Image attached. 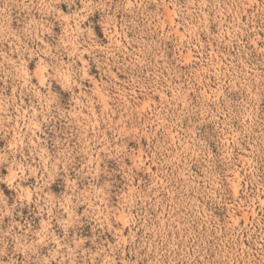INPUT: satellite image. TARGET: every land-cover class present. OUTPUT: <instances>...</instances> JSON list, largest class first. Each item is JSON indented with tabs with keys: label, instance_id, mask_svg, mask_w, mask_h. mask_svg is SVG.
<instances>
[{
	"label": "rangeland",
	"instance_id": "rangeland-1",
	"mask_svg": "<svg viewBox=\"0 0 264 264\" xmlns=\"http://www.w3.org/2000/svg\"><path fill=\"white\" fill-rule=\"evenodd\" d=\"M0 264H264V0H0Z\"/></svg>",
	"mask_w": 264,
	"mask_h": 264
}]
</instances>
